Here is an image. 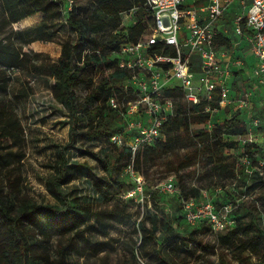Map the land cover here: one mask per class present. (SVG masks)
Masks as SVG:
<instances>
[{
    "label": "rangeland",
    "instance_id": "374dc122",
    "mask_svg": "<svg viewBox=\"0 0 264 264\" xmlns=\"http://www.w3.org/2000/svg\"><path fill=\"white\" fill-rule=\"evenodd\" d=\"M74 1L86 12L94 8L93 0ZM69 6L66 1L62 15L46 22L42 15L41 20L33 25H43L39 29L32 30L19 24L13 26L18 34L14 36L16 43L23 45L24 51L29 54L27 64L22 69L12 71V82L8 89L7 99L15 107L23 128V134L13 151L24 155L18 167L22 173L24 193L40 204H58L48 191L47 181L56 172L57 147H64L69 142V125L65 124L68 116L54 80L43 76L37 67L47 60L56 62L61 55L62 44L75 41L76 32L67 22ZM134 16L135 11L122 14L119 23L107 25L98 34V40L106 41L112 34L126 33L135 25ZM252 76L254 78V74ZM100 77L101 74L95 79ZM251 87L249 80L240 81L234 88L233 96L238 100ZM261 89L264 94V87ZM77 95L80 100L84 99L86 90L80 87ZM259 101L264 102V98H255L248 108L238 109L235 113L241 112L240 120L246 123L254 141L264 145V106ZM175 102L184 103L186 100L184 96H175ZM235 113L222 111L215 116L212 130H207L208 139L215 141L221 137L226 141L231 140L218 122L224 124L230 121ZM256 117L263 120L259 128L252 126ZM180 133L182 138L172 143L171 154L163 156L158 162L148 160L146 155L140 163L135 164L133 158H126L121 160L115 174L107 172L95 158L101 155L104 147L101 144L83 145L79 141L76 149L68 151L70 159L78 161L81 167L66 189L90 207L94 229L87 231L84 238L53 237L52 256L60 259L61 248L66 247L64 264H133L134 253L139 262L159 264L156 252L161 248L159 236L162 233L159 230L153 234L152 218L180 212L182 220L174 221L173 226L178 225L180 231L185 226L189 231L196 230L197 244L186 239L180 241L179 250L165 246L162 250L166 258L179 264H264V186L257 187L251 182L256 172L264 181V165L245 167L241 178L220 175L213 171L211 162L206 158L202 141L184 128ZM247 137L250 138V133ZM232 139L240 140L239 137ZM117 147L108 148L106 156L109 159L119 153L116 152L119 150ZM194 154L197 155L188 162L187 157ZM227 155L231 162L236 160L243 164L241 147ZM174 158H179L182 164L172 165ZM127 163L129 165L123 168ZM111 176L124 181L125 186L122 189L114 184L109 187ZM140 176L141 184L137 180ZM169 179L174 180L176 192L164 190ZM208 202L226 219L227 227L224 230L214 231L204 218L190 221L187 217L189 211L197 213ZM140 223L147 232L140 230ZM244 225H252V229L248 231ZM257 229L261 236L254 241L253 237L258 235Z\"/></svg>",
    "mask_w": 264,
    "mask_h": 264
},
{
    "label": "trees",
    "instance_id": "16d2710c",
    "mask_svg": "<svg viewBox=\"0 0 264 264\" xmlns=\"http://www.w3.org/2000/svg\"><path fill=\"white\" fill-rule=\"evenodd\" d=\"M93 1L94 8L91 12H86L84 7L76 5L74 1L72 9L67 11V22L76 32L75 41L62 44L61 55L56 62L47 60L37 67L43 76L54 80L55 89L67 112L68 121L65 124L69 125V142L64 147H57L56 172L47 181L48 191L58 204L48 205L34 202L24 193L22 173L18 169L24 155L13 151L23 134V128L15 107L7 99L8 89L12 82V71L22 69L29 59L23 45H18L14 39L18 34L13 26L19 24L32 30L39 29L43 25H33L41 20L42 15L44 22L61 16L66 0H0V264H64L66 247L61 248L62 255L57 260L51 254L52 238H84L87 231L94 229L90 207L66 189L81 167L78 161H72L67 155L68 151L76 149L79 141L83 145H103L101 155L94 156L107 172L114 174L119 170L121 160L126 158H133L135 164L140 163L141 158L146 155L148 160L158 162L163 156L171 154L172 143L182 138V128L191 131L196 139L202 141L206 158L211 162L213 171L220 175L241 178L245 167L258 166L264 159L263 144L241 146L240 140L232 139L249 134L246 123L240 120L241 112H234L231 120L224 124L218 122L231 140L226 141L220 137L211 141L207 132L210 115L201 112L200 106H192L186 102L176 103L175 116L166 122L153 146L133 153L126 144L118 146L113 142L112 138L126 128L123 111L109 105L112 96L121 102L126 98L123 82L127 75L118 67L117 53L121 44L136 42L145 34L146 27L152 22V14L145 7L144 0ZM132 11H135L133 28L126 33L112 34L106 41L98 40V34L107 25L119 23L122 14ZM33 42L36 40L31 43ZM99 74L101 77L96 80L95 76ZM235 75L237 77L239 74ZM238 79H235L233 86L239 83L240 76ZM80 87L86 90V95L81 100L77 95ZM165 94L174 99L175 96L183 97V92L179 89H168ZM227 112L230 113V110H226ZM132 135L133 133H126L125 143L129 142ZM110 146H118L119 150L116 152L119 153L109 159L106 154ZM240 147L243 157L247 156L249 165L236 160L231 162L227 157L229 152L239 150ZM196 155L187 157L188 162ZM182 162L179 158H174L171 164L179 166ZM128 165L129 163L123 165V168ZM177 178L181 179L179 176ZM251 182L257 187L264 186L258 172L251 177ZM112 184L121 189L125 186L124 181L114 176L110 177L108 186L112 187ZM195 192L198 193L197 190ZM180 220V212L177 215L152 218L153 234L159 230L162 233L159 236L161 248L156 252L159 264H179L163 255V247L179 250L177 248H180V241L186 239L197 244L196 230L189 231L185 226L180 231L178 225L173 226L174 221ZM243 227L248 231L252 229V225ZM139 228L147 232L141 223ZM257 230L258 235L253 237L254 241H258L261 236V232ZM133 262L147 264L139 262L135 253Z\"/></svg>",
    "mask_w": 264,
    "mask_h": 264
},
{
    "label": "built area",
    "instance_id": "2783aa9c",
    "mask_svg": "<svg viewBox=\"0 0 264 264\" xmlns=\"http://www.w3.org/2000/svg\"><path fill=\"white\" fill-rule=\"evenodd\" d=\"M72 9L74 0H66ZM152 14V22L136 42L120 45L118 67L126 72L123 82L126 98L121 102L112 96L111 108L122 110L125 130L114 136L118 146L133 153L153 146L166 122L176 114L174 97L165 91L179 89L187 103L200 106L212 119L222 111L230 113L249 107L264 87V0H144ZM228 42V44H225ZM254 59L256 82L238 100L233 96L235 73L244 70L248 59ZM264 106V102H262ZM263 120L256 117L252 126L259 128ZM133 133L125 143L126 133ZM239 137L241 146L254 143ZM243 164L250 162L245 155ZM264 165V159L260 161ZM134 174L135 172L132 171ZM142 183V177L137 179ZM166 192H175L169 179ZM190 221L204 218L214 231L227 227L225 218L206 203L197 213L189 211Z\"/></svg>",
    "mask_w": 264,
    "mask_h": 264
},
{
    "label": "crops",
    "instance_id": "0c3cea01",
    "mask_svg": "<svg viewBox=\"0 0 264 264\" xmlns=\"http://www.w3.org/2000/svg\"><path fill=\"white\" fill-rule=\"evenodd\" d=\"M254 65H255L254 59L252 57H250L248 59V61H247L246 68L244 70L238 71V74L239 75L237 77H236V75H234L235 76V79L236 80H239L238 77L240 76V81H246L247 82L249 80L250 81V85H252L253 83H255L256 82V76L254 75V78L252 76V74H254ZM251 77H252V79H250ZM255 98L256 99L257 98H260V99L261 98H264V94H263V91H262L261 88H260V91L259 90L257 91V96ZM259 102L262 104V101H259Z\"/></svg>",
    "mask_w": 264,
    "mask_h": 264
}]
</instances>
